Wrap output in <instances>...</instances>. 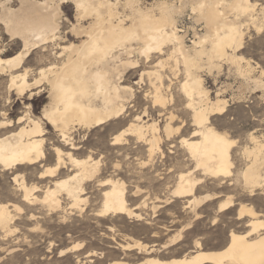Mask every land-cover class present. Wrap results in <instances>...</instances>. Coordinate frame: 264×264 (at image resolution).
I'll return each instance as SVG.
<instances>
[{"label": "bare ground", "instance_id": "obj_1", "mask_svg": "<svg viewBox=\"0 0 264 264\" xmlns=\"http://www.w3.org/2000/svg\"><path fill=\"white\" fill-rule=\"evenodd\" d=\"M119 2L19 0L17 10L0 4V23L5 33L12 41L18 39L22 45L21 52L4 59L1 58L0 38V76H9L8 93L14 91L18 98L24 99L27 96V100L39 97L41 91L46 90L48 94V104L43 107L39 117L24 115L16 123L10 119L0 121V168L15 174L22 168H37L52 158L54 164L38 173L37 179L41 186H28L20 178L17 184L23 202L42 204L57 216L86 203L87 198L83 197L86 186L95 183L100 189V205L94 211V217L120 215L141 220V214L134 212L137 207L131 209L127 205L126 186L120 177L124 175L121 163L113 162L110 167L112 171L103 175L100 160L93 157L97 151H90L87 156H83L85 150H80L87 142H77L74 135L124 115L131 107L135 95L130 87L122 85L124 74L141 68V59L148 64L158 55L152 70H141L139 79L142 81L143 76L149 78L151 91L144 97L149 98L158 118L163 119V127L160 128L154 119L150 123L144 121L145 110L142 116L133 117V121L128 122L124 129L112 135L109 143L119 154L115 158L120 160L130 155L131 143L138 145L137 151L145 147L146 159L140 162L148 168L145 177L150 181H160L156 183L158 189L151 190L153 198L150 210L153 217L158 210L166 208L169 212L171 207H178L180 213L186 215L185 225H181L180 230L169 237L160 249H154L156 244L147 246L139 242L119 246L123 251L136 249L139 254L148 255L154 251L159 253L180 242L182 233L190 230L200 218L199 208L219 198L220 194L217 193L197 194L207 179L213 180L219 188L224 184L235 183L250 196L257 189L264 195L263 141L250 133L246 143L241 144L226 131L217 129V120L213 119L227 113L228 101L216 94L212 100L198 74L204 59L210 65H215L217 61L241 69L239 62L244 59L236 54L243 45L241 22L231 21L227 15L245 17L256 27L252 14L255 5L251 0H189L191 12L204 23L205 33L198 36L192 31L193 40L190 46H186L184 40L189 31L178 28V8L164 2L147 8L141 7L139 0H124L123 9L119 11ZM64 3H71L75 8L76 24L72 25L71 33L72 37L80 40L78 44L67 37L68 44L60 45L64 39L59 34L61 5ZM87 20L90 23L85 27L84 22ZM126 21L129 25H126ZM166 47L168 49L164 50ZM37 49L46 53L47 57L51 56L55 63H50L47 69L41 68L38 71L39 78L29 82L27 68L21 74L16 71L22 68L29 54ZM166 68L174 78L179 74L183 77L177 82L178 90L185 98L184 115L189 116V127L192 128L186 134L182 133L185 126L183 120L179 121L180 125L172 126L178 117L167 109L172 99L163 91H170L172 83L168 79L169 84L163 86L161 73ZM255 84L257 87L264 86L258 80H255ZM15 125L18 126L17 130L13 129ZM45 125L50 126L52 132H47ZM47 144L52 154L46 153ZM164 146H168L169 150L177 147L182 150L181 159H175V165L167 167L155 164L158 154L164 158ZM237 153L244 163L243 168L236 172L234 161ZM169 154L173 153L170 151ZM18 176H14L15 182H18ZM143 176H128L129 183L137 191L140 189L137 181ZM40 189L42 197L39 199L34 194ZM62 200L66 201L64 206ZM236 205L234 197L228 196L217 203L216 213L229 212ZM10 207L16 211L21 210L17 205L0 204V230L4 233L13 232L9 226L13 220ZM258 216L259 213L251 206L238 203L236 221L247 217L245 226L248 229L244 233L231 229L223 249L205 251L200 239H195L192 250L180 257L168 260L148 257L134 264H264V221ZM171 224L175 225V221L172 220ZM80 246L73 245L60 252V255L76 253L80 251ZM94 254L93 251L87 252L84 257L90 258L91 262ZM111 264L129 263L116 261Z\"/></svg>", "mask_w": 264, "mask_h": 264}, {"label": "rangeland", "instance_id": "obj_2", "mask_svg": "<svg viewBox=\"0 0 264 264\" xmlns=\"http://www.w3.org/2000/svg\"><path fill=\"white\" fill-rule=\"evenodd\" d=\"M33 1L40 2L43 0ZM139 1L142 5L141 7L150 8L164 2L168 6L175 9L178 8L179 12L176 14L178 28L189 31L188 36L184 40L186 46L191 45V41L193 40L192 31L197 33L198 36L205 33L204 23L196 19L197 17L191 12L189 0ZM123 2L124 0H120L119 2V11L123 9ZM251 2L255 5L252 14L256 20V27L250 21H247L245 17H236L234 14L227 15L229 20L241 22L243 45L241 50L236 53L237 56H241L244 59L239 62L241 69L239 70L236 66L217 61L215 65H210L204 59L201 68L198 70L204 87L209 91L210 98L213 100L216 95H219L228 101L227 113L213 119L217 120L215 122L217 129L219 131H226L232 139L240 141L241 144L246 143L247 136L250 133L264 143V86L257 87L255 84V80L264 83V0H251ZM1 3L13 10H17L20 5L19 0H0ZM61 11L62 19L60 21L59 34L64 39L60 45L68 44L67 37L70 41L78 44L80 40L72 37L71 33L72 25L76 24L74 6L71 3H64L61 5ZM155 13L158 14L157 11ZM89 23L90 21H85L84 26L86 27ZM126 25H129V22L126 21ZM180 34L182 35V33ZM0 38L3 53L1 58H11L22 51L20 41L18 39L12 41L5 33L1 23ZM134 47L136 46L134 45ZM167 49L166 47L164 50ZM42 55H46V53L41 52L40 49L32 51L24 60L22 68L16 71L17 74H21L23 69L27 68L28 81L33 82L35 79H38V71L41 68L47 69L49 64L54 62L51 56L47 57L46 55L42 57ZM157 58L158 55H155L148 64L144 63V60L141 59V68L127 71L124 74L123 80H125L122 85L130 87L133 95L135 94L130 103L131 107L128 108V111L124 115L117 120H112L90 131L83 130L74 135L77 142L83 140L87 142V145L80 150L81 152L85 150L83 156H87L90 151H97L93 157L100 160L103 175H105V172L112 171L110 167L113 162L119 161L121 163L124 175L120 177L125 182L127 205L131 209L137 207L134 212L140 213L143 218L137 220L120 215H108L102 218L94 217V211H97L100 205V189L96 187L95 183L86 186V194L83 195V197L87 198L86 203L80 204L78 209L56 216L55 213L49 212L42 204L23 202L22 192L18 187L21 181L20 178L24 179V182L28 186H41V183L37 179L38 173L54 164L52 158L43 162L37 168H22L15 174L12 171H2L0 168V204L17 205L21 209L20 211H16L12 207L9 208L13 217L9 226L13 232L4 233L3 230H0V264H111L116 261L134 264L142 262L143 259L148 257H158L168 260L173 257H180L192 250L195 239H200L203 250L217 251L226 246L228 242L227 235L231 229L244 233L248 229L245 226L248 218L236 221L238 203L251 206L255 212L259 213L258 218L264 221V195L260 189H257L250 196L238 184H224L223 187L219 188L213 183V180L207 179L198 189L197 194L202 196L217 193L220 196L216 200L207 202L199 208L200 218L193 223L190 230L182 233V240L180 242L172 247L161 250L159 253L154 251L148 255L144 253L139 254L136 249L123 251L119 247L120 245H126V243L133 244L139 242L147 246L156 244L154 249H160L161 245L166 243L169 237L176 234L180 230L181 225L183 226L187 222L186 215L180 213L178 207L169 208V212L166 208H163L158 210L155 217H153L150 210L151 198H153L151 190L158 189L156 185L160 181H150L147 179V176L145 177L148 168L140 163L146 159L145 147L139 149L140 153H138L136 148L138 145L131 143L132 150L130 155L120 160L115 158V156L119 157L117 151L109 146L112 135L124 129L128 125V122L133 121V117L137 115L142 116L145 110L146 117H143L144 121L150 123L149 121L154 119V121H158L160 128L163 127V119L161 117L158 118L157 111L152 108L149 98L144 97L147 95L146 93L151 91L149 78L143 76L142 81L139 79L141 70H152L151 67L157 61ZM163 58H165V55ZM161 74L163 75L162 82L164 87L169 84L168 79L172 83L170 91H163L167 97L170 95L168 98L172 99L170 104H167V109L173 111L178 117V120L174 121L172 126L180 125L179 121L183 120L185 126L182 128V133H189L192 128L189 127V116L184 115L185 110L183 105L185 98L180 89L178 90L177 83L179 80H182V74L174 78L168 69L164 70ZM8 81V75L0 76V121L10 119V121L16 123L17 119L24 115L39 117L43 107L48 104L47 91H41L40 96L33 97L32 100H27V96L24 99H20L14 95V91L8 93ZM44 127L47 132H52L50 126L45 125ZM17 128L18 126L15 125L13 129L17 130ZM53 138L56 139V137ZM45 151L47 154H52L49 144L45 146ZM162 151L164 158H160L159 154L156 156L155 164L157 166L163 164L167 167L173 166L175 165V159H181L182 150L178 147L174 150H169L168 146H164L162 147ZM170 151L173 154H169ZM236 155L234 167L237 172L243 168L244 162L239 158L238 153ZM129 174H133L136 178L144 175L137 181L140 188L138 191L134 189L133 184L129 183ZM15 175H19L18 182L14 181ZM34 196L40 199L42 197V190L40 189ZM228 196H233L237 205L229 212L223 214L216 213L217 203ZM62 202L64 206L66 201L62 200ZM172 220L175 221V225L171 224ZM164 227H167V230H164ZM76 244L81 245L80 251L67 253L64 256L60 255V252ZM92 251L95 252V256L91 257L92 261L90 262V258H85L84 255Z\"/></svg>", "mask_w": 264, "mask_h": 264}]
</instances>
